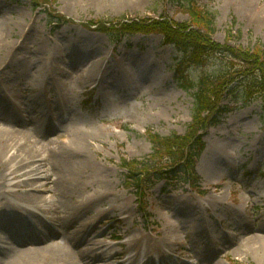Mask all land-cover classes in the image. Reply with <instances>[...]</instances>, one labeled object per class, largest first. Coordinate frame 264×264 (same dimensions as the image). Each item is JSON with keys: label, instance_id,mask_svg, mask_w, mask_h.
Masks as SVG:
<instances>
[{"label": "rangeland", "instance_id": "374dc122", "mask_svg": "<svg viewBox=\"0 0 264 264\" xmlns=\"http://www.w3.org/2000/svg\"><path fill=\"white\" fill-rule=\"evenodd\" d=\"M41 1L48 2L50 10L45 11L46 5L34 9L30 0H0V78L6 81L0 87H8L11 94L18 95L21 105L39 106L43 112V121L33 123L31 116L27 118L17 111L15 119L0 121V131L17 130L25 141L45 147L48 152L63 148L55 161L51 153L41 155L46 157L45 167L40 159L30 164L14 160L13 164L21 165L18 174L24 176L18 175L19 179L11 182L19 187L6 190H14L25 203L43 207L26 198L31 187L19 182L33 177L31 171L39 168L35 178L44 177L46 168H53L51 179L55 180V168H62L69 171L64 174L66 181L62 184L67 183L68 195L57 204L62 212L75 204L76 218H70L71 211L69 222L64 220V236L58 240L50 238L40 247H64L75 255L68 243L71 237L81 244L80 249H90L84 241L80 243L82 235L74 236V231L81 225L101 221L92 237L108 228L95 239L107 244L109 254H129L125 247L139 238H146L151 245L167 239L166 243L178 249L180 260L176 264H197L203 254L218 247L207 245L209 241L218 244L222 236L239 239L251 236L252 232L241 235L235 227L264 212L262 101L244 105L242 86L240 83L232 86L234 94L222 102L227 107L226 114L204 138L205 147L195 167L199 180L195 189L183 177L173 185L160 181L148 190L144 204L139 207L125 180L122 161L141 160L150 155L149 132L161 137L185 134L192 119L195 90H185L177 81L174 66L181 55L175 47L163 44L161 35L133 34L114 44L110 36L85 25L96 21L158 20L162 16L177 24L192 25L187 9L195 6L215 15L211 35L214 43L245 52L258 45L264 49V0ZM48 13L61 15L66 22L55 24ZM22 39L23 45L18 42ZM15 42L20 49L12 48ZM229 60L226 55H211L204 66L188 68L185 77L195 81L204 73L217 74ZM91 69L92 78L82 82L78 75ZM96 78L99 80L95 81ZM53 105L56 110L48 112ZM51 113L55 120L52 123L61 132L46 135ZM67 117L69 121L61 123ZM18 119L24 122L23 126H16ZM68 132L83 134L75 142ZM62 142L64 145H60ZM67 144L71 147L67 148ZM82 153L86 160H80ZM74 168L82 171L70 180ZM1 173L0 164V184ZM43 183L38 180L34 186ZM5 195L0 196V204ZM41 195L47 200L54 197L49 193ZM88 198L97 199L96 204H87ZM102 212L109 214L100 216ZM54 216L48 213L40 219L50 222ZM169 223L182 228L172 229L167 226ZM5 225L0 219V241H6L8 236ZM252 226L257 228L259 223ZM259 236L264 241V235ZM263 241L241 244L240 250L232 245L224 254L219 253L214 262L264 264Z\"/></svg>", "mask_w": 264, "mask_h": 264}, {"label": "trees", "instance_id": "16d2710c", "mask_svg": "<svg viewBox=\"0 0 264 264\" xmlns=\"http://www.w3.org/2000/svg\"><path fill=\"white\" fill-rule=\"evenodd\" d=\"M34 9L48 2L30 0ZM192 25L177 24L162 16L160 19L129 20L123 22H89L88 29L104 33L114 43L125 36L133 34H159L163 44L175 47L181 59L174 66L177 81L185 90H195L191 123L184 135L173 134L169 137L148 133L152 151L147 158L141 160H123L125 180L138 198L140 206L149 186L158 180L176 181L184 178L190 185L196 183L194 166L203 150L202 137L206 131L219 123V118L227 112L221 105L226 95L234 94L232 86H242L241 100L244 105L255 100L262 101L264 118V49L258 45L253 50L242 51L241 48L220 46L211 40L215 15L211 12L188 7ZM47 14L55 24L66 22L58 14ZM211 55H226L230 60L222 72L217 74H201L192 81L185 75L188 68L204 66ZM236 62L234 64L232 61ZM186 73V74H185ZM182 178V179H183Z\"/></svg>", "mask_w": 264, "mask_h": 264}, {"label": "bare ground", "instance_id": "6f19581e", "mask_svg": "<svg viewBox=\"0 0 264 264\" xmlns=\"http://www.w3.org/2000/svg\"><path fill=\"white\" fill-rule=\"evenodd\" d=\"M19 44H24V40L18 41ZM3 48V46H1ZM14 49L17 48L20 49V47L17 45V42L13 45ZM71 63V62H70ZM40 65V64H39ZM71 65H73L71 63ZM37 70H40L38 68ZM40 72L38 71V75ZM78 77L81 79V81H86L89 78H92V69L88 72H81ZM99 80V79H95ZM6 81L2 78H0V84H4ZM87 82V81H86ZM3 86V85H2ZM24 105V106H23ZM21 105V102L19 100L18 95H13L9 92L8 87H6V91L0 90V121L4 120H13L15 119V113L18 111L19 114L24 113L27 118L28 116H31V122L33 123H40L43 121V112H41V109L39 106H29L27 104ZM58 109V105H57ZM56 110V109H55ZM48 112H51V109L48 108ZM13 113V114H11ZM11 114V115H10ZM14 115V117H12ZM53 114L51 113L49 115V120L51 122L50 126H47V134H51V132H58L57 125L55 123H52ZM40 121V122H39ZM23 121L21 119H18V121H15L16 126H23ZM42 125V123H41ZM52 129V130H51ZM83 133H70L68 132V137L73 139L75 142H77V138L81 139ZM25 136L21 134L19 131H7V132H1L0 131V164L2 166V179L3 182L0 184V190H4L3 192H0V196L7 195L11 198L10 195H16L14 190H6L7 188L12 189L19 187L20 185L17 183L12 184L11 182L14 181V179H19V176L22 177L24 174H18V172L21 170V165L13 164L12 162L14 160H23L24 163L30 164L32 161L35 163L38 159L44 161L46 157L43 158L41 155L47 153H51L53 155L52 159L53 161L56 160L57 154L59 151H61L63 148H58V152H48L45 147H40L36 143L30 142V140L25 141ZM58 139V137H57ZM51 144V142L49 143ZM48 144V145H49ZM60 145H64L62 142ZM67 148L71 147L69 144L66 146ZM67 148L64 147V149L67 150ZM61 149V150H60ZM10 153H12L10 155ZM65 154V153H64ZM8 155L10 157L8 158ZM66 155V154H65ZM48 157V156H47ZM87 156L82 153L80 156V160H86ZM45 167V164H44ZM42 166V168H44ZM38 168V167H37ZM39 169L32 170L30 175L33 177L26 179L25 181H21L19 183H26L28 187H31L29 193H28V199L32 200L33 202H38L39 204H42L44 207L45 212L48 213H54L55 219L52 221L53 224L57 225V227L61 230L65 229L63 223L65 220L66 222H69L68 219L70 218H76L75 215V209L73 206L67 208L66 211H61V208L58 206V202L65 198L68 195V189H67V183L65 186H62V184L66 181V177L64 178V174L66 176V173L69 171H66L62 168H55V175L57 176L55 180H52V172L54 174L53 168H46V173L44 174V177H38L35 178V175H38ZM82 169L80 168H74L72 169V175L69 178L72 179V176L74 174H80ZM19 175V176H18ZM25 176H28L25 174ZM38 180H43V185L40 187H35V183H37ZM63 180V181H62ZM62 181V182H61ZM18 185V186H17ZM61 185V188L59 187ZM59 188V190H58ZM59 191V192H58ZM58 192V194H57ZM34 193V194H33ZM43 193H49L52 194L54 197L51 200H47L46 198L42 197L41 194ZM38 194V195H35ZM5 197V198H8ZM97 202V199H90L86 201L89 205H95ZM60 204V202H59ZM72 211V213H71ZM15 212V211H12ZM74 212V214H73ZM112 212H115V210H112ZM64 213V214H63ZM72 214L70 216L69 214ZM82 213V212H77ZM67 215L66 218H64V215ZM109 214L108 212H102L100 216H105ZM15 213L8 215V222L4 226L6 229L5 232L8 234L5 243H3L5 246H2L3 248H0V264H92L94 263H103V264H120L121 262L115 261L117 258L121 256L122 253H113L109 254L106 243L96 240L95 238L99 236H103V234L106 232V230L102 231L99 235H96L92 237V233H94L95 229L98 226V223L101 221H98L97 224L91 225L87 223L86 225H81L79 227H76L77 229L74 231V236H80L82 235V240L85 244L90 247V249H80L78 246L81 244H78L74 241V238H68L69 245L73 248L72 250H75V255L71 253V250L68 249L69 252H67V249L64 247H56V248H46V247H40V244H43L46 240L52 237L51 234L47 233L45 230L44 232H40L37 230L36 226L30 222L27 224H17L15 221ZM174 215V213H173ZM70 216V218H69ZM118 222V220H115ZM254 222H258L259 226L257 228H253L252 224ZM68 228V224H65ZM167 226L171 227L172 229H180V227L177 224H167ZM238 226V227H237ZM236 229H239L241 235L247 236V234L252 232V235L249 236L246 239L237 238L233 235L231 236H222L219 239V243H213L212 241H209L207 245L210 244H216L218 247L212 251H209L206 255L203 254V257H201L198 261V264L200 263H211V264H219L217 262H214V258L219 254L225 252V250L232 245L236 248V250H240V245L250 244L253 241H263V238L259 236V234L264 235V212L256 216V218H253L252 220H249L243 224H236ZM60 232V231H59ZM256 233V234H254ZM63 233H56L52 238H62ZM254 234V235H253ZM259 238V239H258ZM57 240V239H56ZM144 240H147L146 238H139L134 241L133 244L128 245V249H131L135 246H141L145 249L148 247H161L167 245L168 248H171L172 246L167 242V239H165L166 242L164 243H153L151 245L149 240L147 242ZM264 242V241H263ZM29 247V248H28ZM30 247H32L30 249ZM56 250V251H55ZM58 251V252H57ZM93 251V252H92ZM57 252V253H56ZM61 253H63V256H61ZM77 260V261H76ZM118 262V263H117Z\"/></svg>", "mask_w": 264, "mask_h": 264}]
</instances>
